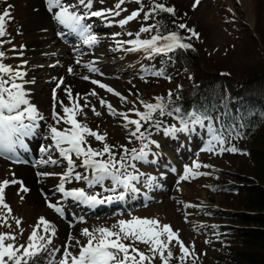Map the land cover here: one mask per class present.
<instances>
[{
	"label": "rangeland",
	"instance_id": "374dc122",
	"mask_svg": "<svg viewBox=\"0 0 264 264\" xmlns=\"http://www.w3.org/2000/svg\"><path fill=\"white\" fill-rule=\"evenodd\" d=\"M28 1L30 2V0H0V13H3L5 9L10 13V18H6L5 22V35L0 37V51L5 52V56L0 58V62L12 65L14 72L19 71L22 73V76L14 77L15 83L22 84V86L25 84L23 89L26 93V99L29 98V103L34 105L37 112L44 117L43 120L38 121L39 128L36 129L35 133L38 135L39 142L52 143L50 138H48V125L55 124L53 120L54 105L55 111L61 115H64L61 101L66 106H73L64 89L66 84H72L69 83L72 79L85 82L83 77L85 75L91 76V81L99 80L103 84L110 85L116 92L127 97V101L134 102V104L122 102L119 96L93 83L89 88L88 94L80 96L79 104L83 105L88 102L90 106L84 108L83 113H78L77 120L87 124L89 128L98 131L100 134H107L104 141H97L94 137L86 134L87 144L84 146L91 145L94 149H102L104 143H107L112 146V151L116 155L123 151L122 145L127 144L129 149L133 148L131 141L136 140V138L131 137V132L134 131L135 126L129 124L128 127H125L124 125L127 124V121L118 114H111L106 105L100 104V99L111 103L117 113H123L128 112V109L133 106L136 107V103L143 100L142 98L139 99L140 95L146 94L145 98L149 100V103H155L156 97L167 96L169 91L174 96V92L180 86L189 83L188 76L183 77L177 71H168L166 74L159 76L153 75V72H159L161 71L160 69L164 68L160 59L155 58V55L149 57L142 49L126 51L127 48L132 47L131 45L121 47L117 44L118 40L135 39V34L139 32L143 24H152V20H143V13H141L140 18L134 19L124 26L115 23V21L123 19L129 12H121L119 17L108 16L107 20L102 17H88L84 23L92 26L93 33L98 37V43L87 45L82 42L83 37L68 27V33L62 31L61 37L59 35L58 37L60 38L57 39V27L62 25L56 22L54 13L59 11V9H53L48 16L52 22L55 21L52 31L51 28L45 27V24L40 23L36 18L33 19L32 8ZM176 1L194 4V0ZM45 2L43 0L47 8V1ZM117 2L118 0H93L91 10L114 9ZM247 2L248 4L243 0H200L197 7L193 8L191 6L190 19L193 21V28H196L195 31L199 33V38L197 39L201 43L198 52L206 66L214 67L216 60L222 63L232 60L236 61L232 55L240 53L242 47L247 44L248 32L254 30L258 16L262 15L264 18V1L247 0ZM62 3L65 5L75 4L76 0H62ZM138 7V5L130 1L122 5V8L129 11ZM80 11L83 12L84 9L81 8ZM109 21L112 23H109ZM240 21L246 24L241 26ZM39 26L43 27L35 33L36 27ZM69 31L71 32L70 35ZM115 33H120V35L114 36ZM128 33L133 35L129 36ZM154 33H157L154 29L152 32L140 33V38L149 39V35H155ZM64 38H66L64 42L68 47L61 46L58 41ZM94 53H98L99 58L107 63L108 66L104 67V65L98 64L96 66L101 67L97 68L94 65L93 67L99 69V71H90L88 67L90 63L87 61L92 59ZM21 59L24 62L27 61V63L18 65ZM35 59L40 61L37 66V73L40 74V76L36 75L37 81L36 79H29V71L27 69ZM59 60H62L60 64L58 63ZM77 60L80 61L79 64ZM69 67L72 68V72L68 71ZM6 75L12 76L11 73H0V76L5 79H7ZM60 78L62 79L57 82L56 79ZM39 79L43 82L41 87H36L38 90L40 89V94L35 97L32 95L30 86H38ZM43 85L48 87L47 91L49 94L47 98L45 91H43L45 88ZM51 86H53L52 91L50 89ZM7 87H11V84L7 85ZM58 88L62 90V96L53 94ZM93 90H95L97 95H90ZM77 93L76 90L72 91L74 99ZM147 100L145 99V101ZM91 105L95 106L96 111L100 115L97 116L93 113ZM128 115L132 119H137L132 112H128ZM27 122L25 120V123ZM56 126L61 130L71 127V125L65 124L63 121ZM172 127L173 125L170 124L166 129ZM174 127L179 129L182 125ZM188 128V131H176L170 134H166L165 130L160 131L159 135L152 139L156 143L152 144L153 148L149 151L150 161H128L130 164H135V170L127 168V172L142 174L138 181L132 182L138 191L125 192L123 201L129 200L133 196L130 199L133 201L131 206L124 208L120 205L121 200L113 199L114 203L110 207H108L109 203L105 202L96 206L87 204V207L82 204L77 209L78 204L74 205V199L70 197L64 198L63 194L57 191L61 177L59 175H51L49 177L50 175H48L49 179L54 180H52L53 185L49 190L46 187H42L41 191L36 189L35 195L40 198V201L35 199L34 191L32 193L31 188L27 187L24 182L23 186L29 189L27 192L21 191L19 183L10 184L7 187V189H10L8 190L9 192L5 190V193L7 192L5 202L11 208V212L9 213L7 209L0 206V232L13 233L16 235L14 243L17 246H26L29 243L28 237L40 217H45L48 221H50V213L54 215V219L56 217H64L62 214L57 213L54 208L49 207V202L55 203L60 207H64L66 203L72 219L70 220L71 227L67 230L68 233L66 232L60 238L56 229L55 235H52L51 232L44 233L41 228L39 234L50 237L51 243L41 242L46 244V250L42 251L36 258L35 264H49V261H52L53 264H59L61 257H58V252L54 250L60 249V253L63 254L66 245H75L77 240L81 244H85L88 238L82 235V229L84 228H89L90 230L99 226L111 228L119 220H128L133 216L156 218L161 224H168L174 231L178 230L180 240L193 253L192 259H197L192 263L187 261V264H217L215 260L216 252L212 247L215 220L203 216L202 208H206L204 203L218 206L223 197L216 195L215 201L211 202L205 184L208 182L209 175L214 174L216 169L229 168L233 164L240 165L243 163L244 158L228 156V154L224 155V151H220V146L207 131L205 121L202 120V124H192L190 118L188 120ZM32 137L34 138L32 139ZM34 139L35 135L24 138L27 146L26 150H28L29 145L35 143L31 148L33 152H30V155L33 156L29 159L31 166L29 164L28 166L33 167L38 174L41 173L39 170L42 171L43 169L51 172H55L56 169L55 173L66 171L67 162L59 157L58 150H52L51 154L54 159L61 160L60 164H40L38 159H46L47 154L40 152V147ZM209 142L212 145L211 151L207 150ZM25 155L27 156L29 153L23 154V156ZM18 156H22L19 147H17L15 154L10 153L9 157L0 158V180L15 179L16 174L19 175L21 170H19L18 165L23 163L15 162ZM73 158L77 159L74 154ZM98 158L107 159L108 157L105 154L103 157ZM194 161L199 162L201 165L200 168L194 169V171L207 174L190 176L186 180L180 179L184 175L185 166L191 167ZM77 163L79 164L80 161L77 160ZM204 165H209L210 167H204ZM173 169L175 170L173 171ZM75 171L89 177L92 175L91 169H85L84 167L78 166ZM151 177L155 178L154 182L149 179ZM65 186L67 190L84 188L89 195H98L100 199L115 196L119 192L124 191L122 187L117 188L116 193L107 191V189L113 187L111 178L106 179L102 185L98 184L91 188L86 181L75 179L67 181ZM5 215L8 217L6 225L3 221ZM17 219L21 222L19 225L16 224ZM116 230L118 231V229ZM69 235L74 237V239L69 240ZM124 242L129 243V241ZM135 247L140 251H144L148 256H152L149 251V245L136 242ZM170 248L173 252L171 262L179 261L178 257L181 253L175 240L171 243ZM68 250L72 251L73 254L78 253V248L75 246L69 247ZM144 264H149V262L145 261ZM153 264H162L158 255L154 259Z\"/></svg>",
	"mask_w": 264,
	"mask_h": 264
},
{
	"label": "snow or ice",
	"instance_id": "6c2138e0",
	"mask_svg": "<svg viewBox=\"0 0 264 264\" xmlns=\"http://www.w3.org/2000/svg\"><path fill=\"white\" fill-rule=\"evenodd\" d=\"M129 0H118L114 9H104V10H91L93 7V0H76L75 4L65 5L62 0H47V10L52 12L53 9H59L54 13V19L58 21L59 24L65 25L70 28L73 32L78 33L83 37V43L87 45H95L98 43V37L93 33L92 26L90 24L84 23L88 17H102L107 20L108 16L119 17L121 12H129L123 19L115 21L121 26L127 25L130 21L138 19L143 13V20H150L154 14L159 12H166L175 14V8L171 6H166L164 3L157 2V0H151L148 10H144L143 0H130L131 3L139 5L138 8L129 11L128 9L122 8V5ZM200 0H194L193 8L197 7ZM11 7V6H9ZM83 8L84 11L81 12L80 9ZM71 9V10H70ZM6 18H10V13L7 9L0 13V37L5 35V22ZM109 23H112L109 21ZM157 28L155 24H143L140 27L139 32L135 34V39L128 40H118L117 44L121 47L124 45H131L132 47L127 48L126 51H138L143 50L148 54L149 57L153 55L165 54L175 51L176 49H192L193 45L191 43H184L183 40L186 39L178 34V32L171 31L167 35H161L157 32L152 35L149 39H141L140 33L152 32L153 29ZM179 29H185L191 35L187 39L192 37L199 38V33L194 29L189 28L185 23H180L178 25ZM120 33H115L114 36H119ZM132 36V33H128ZM5 56L4 51H0V58ZM79 64L80 61L77 60ZM90 71H99V69L92 66L90 63L88 65ZM69 72H72V68L69 67ZM0 73L12 74V77L5 79L0 76V154L5 152L15 154L17 147L21 149H26V144L24 138L34 135L36 129L39 128V120H43L44 117L41 116L34 105L30 104L28 99L25 97V92L20 84L15 83L14 77L22 76L19 71L13 70L12 65L4 64L0 62ZM153 75H163V70L159 72H153ZM83 79L89 80L88 76H84ZM93 84H98L101 88L106 89L108 92L114 93L119 96L122 102L127 101V97L121 95V93L116 92L110 86L101 83L99 80H92ZM11 84V87L7 85ZM69 101H72L73 106L69 107L63 104L61 101V106L63 107L64 115L55 111V105L53 107V120L55 124H49V134L48 138L52 141L51 144L40 147L41 153H46L47 158L41 159L40 164H60V159H54L51 152L52 150H58L59 157L63 158L66 163V171L62 173L55 172H42L38 175H59L61 177L60 183L57 187V191L62 193L64 198H73L76 201H81L85 204L95 205L102 204L105 202H111L113 199L123 200L125 199V192H136L135 185L133 181H138L142 174L132 172H127V168H132L135 170V164H130L128 161H141L146 160L150 151L149 144H155L156 141L149 140L148 143H144L147 139L146 133L141 131L143 127L142 122L153 121L154 113H159V115H164L167 108V104L164 103V97H156L155 103H149L141 100L140 104L143 105L144 111H140L138 108L133 106L128 109V112L135 113L138 117L137 119H132L128 115V112L117 113L116 109L113 108L112 104L104 99H100L101 105H106L108 111L113 115H120L123 117L128 127L129 124L134 125L135 129L131 132V137L136 138L141 141V146L139 148H123V153L117 159L116 154L112 151V146L104 143L102 149H94L91 145L85 147L87 140L85 135H90L94 137L97 141H104L106 138V133L100 134L98 131H94L87 126V124L81 123L77 120L78 113H83V109L89 107V103L80 105L79 99L80 94H76V98H73L72 90L66 89ZM90 95H97L95 90H93ZM172 93L169 91L168 100L171 101ZM22 106H26L23 107ZM91 110L95 115H100L94 105H91ZM172 111L179 113L180 108L177 107ZM172 111L168 114L171 115ZM191 118L192 124H202L203 119L208 117L203 116L198 113H188ZM25 120L28 122L25 123ZM63 121L65 124L71 125L70 128H65L61 130L56 125ZM180 122L182 127L177 129L174 126L169 129H165L166 134L174 133L176 131H188V121L183 117H180ZM155 125L159 128V122L155 121ZM209 130L212 131L211 126ZM213 139L218 141L220 145V151H239L235 146L225 148L224 144L227 142L224 135H217L213 133ZM159 147V145H157ZM209 151L212 150L211 142H209ZM73 154L77 159L73 158ZM107 154V159H97V157H103ZM77 160L80 163H77ZM84 167L85 169H91L92 175H84L80 172H76L77 167ZM199 162L194 161L191 167L185 166L184 175L180 177L182 180L188 179L190 176L206 175L207 173H200L194 171V169L200 168ZM204 167H210L209 165H204ZM124 170V171H122ZM175 169H173L174 171ZM111 178L113 182V187L107 189V191L116 193L117 188L122 187L125 191L119 192L118 195L104 197L99 199L98 195H89L84 188H71L70 190L65 189V183L72 179L86 181L88 186L91 188L95 185H102L103 182ZM151 181H155L154 177L149 178ZM21 185V191L27 192L28 188L23 186L22 181H17L15 179H2L0 180V206L11 212V208L5 202V190L10 184ZM23 198V197H22ZM49 207L55 209L57 213L63 215L64 209L57 204L49 202ZM7 215L3 217L5 225L7 224ZM20 220H16V224L19 225ZM42 228L44 233L51 232L55 235V228L51 225L45 217H40L38 223L34 226L28 237L29 243L25 245L17 246L14 242L16 241V235L11 232H0V264H35L36 258L40 255L42 251L46 250V244L41 243L46 241L48 244L51 243V239L48 236L40 235L39 230ZM118 229V231L116 230ZM82 235L87 237V242L81 244L80 241H76L75 245H66L63 250L62 257L59 260V264H144L148 261L149 264H153L156 256H159L162 264H170V260L173 257V252L171 251L170 245L175 240L179 245V250L181 255L178 257L180 264H184L185 260L191 255L190 250L185 246L184 242L180 240L178 230L174 231L172 227L168 224H161V222L156 218H141L133 216L131 219L125 220L121 219L116 225L111 228L106 226H99L94 229L84 228L82 229ZM74 237L69 235V240H73ZM124 241H129L125 243ZM136 242H142L149 245V251L152 256H148L144 251H140L135 247ZM77 247L78 253L73 254L68 250L69 247ZM54 251L59 252L60 249H55ZM49 264H53L49 261Z\"/></svg>",
	"mask_w": 264,
	"mask_h": 264
},
{
	"label": "trees",
	"instance_id": "16d2710c",
	"mask_svg": "<svg viewBox=\"0 0 264 264\" xmlns=\"http://www.w3.org/2000/svg\"><path fill=\"white\" fill-rule=\"evenodd\" d=\"M143 2L147 11L151 0ZM157 2L174 7L175 14H154L150 19L157 25L154 30L163 35L178 32L186 38L183 42L191 43L193 48L155 55L164 66L160 69L163 74L177 71L183 77L188 76L189 83L180 86L171 101L168 95L164 96V103L168 105L164 115L157 112L153 114V121L142 122L141 131L147 137L144 143L170 124L181 123L180 117L188 120V113L208 117L203 120L209 122L212 134L226 137L224 147L235 146L239 150L224 151V155L244 158L240 165L216 169L205 184L211 202L216 195L223 197L218 206L204 203L208 209L202 208L203 216L215 220L212 240L215 260L217 264H264V18L258 16L254 30L248 32L247 44L240 53L232 55L236 61L216 60L214 67H208L198 52L201 45L198 39H187L191 34L178 28L180 23H185L194 29L190 19L193 5L176 0ZM245 24L240 21L241 26ZM145 97L143 94L139 99L145 101ZM177 107L179 113L172 111ZM136 108L145 110L140 102L136 103ZM155 121L159 122V128ZM131 145L140 147L141 141L136 139ZM196 260L188 257L184 264ZM170 264H180V261L170 260Z\"/></svg>",
	"mask_w": 264,
	"mask_h": 264
},
{
	"label": "bare ground",
	"instance_id": "6f19581e",
	"mask_svg": "<svg viewBox=\"0 0 264 264\" xmlns=\"http://www.w3.org/2000/svg\"><path fill=\"white\" fill-rule=\"evenodd\" d=\"M243 1L246 4H248L247 0H243ZM29 4L31 5V8H32V17H34L33 19L36 18L37 20H39L40 23L45 24V27H49L53 31V28L55 26V23H54L55 21L52 22V20L48 17L49 16V12H48L46 6L43 3V0H30ZM42 27L43 26L36 27L37 29H35L34 32L37 33L38 32L37 30H39ZM51 40H52V38H51ZM39 62H40L39 60L35 59L29 65V67L27 68L28 71H29L28 72L29 79H36V81H37L36 75L40 76V74L37 73V71H38L37 66H38ZM61 62H62V60H59L58 61L59 64ZM87 62L88 63H92V66H94V65L96 66L98 64L104 65V67L108 66L107 63H105L104 61H102L99 58V54L98 53H94L92 59L88 60ZM96 67L97 68H100L101 66H96ZM88 77H89V80H85V82H83L81 80H78V79L77 80L76 79H72V81L69 82V83H72V84H66L65 85V88H64L65 91H66V89H69L70 88L72 91L76 90L80 94V96H82V95L84 96L85 94H88V92L90 90L89 89L90 86L93 85L92 82H91V76H88ZM39 80L40 81L37 84L38 86H36V85L30 86V90H32V95L35 96V97L37 96V94L38 95L40 94L39 93L40 92V89L38 90V88L41 87L42 82H43L41 79H39ZM109 83H111V82H109ZM43 86H45V88L43 89V91H45V95H46V98H47V96L49 94L48 91H47L48 90V87L46 85H43ZM36 87H38V88H36ZM53 94H55L56 96H62L63 95V92H62V90H60L58 88V89H56V91ZM34 144L28 146V151L31 152V153L33 152L31 150V148L34 146ZM29 152L26 151L23 154H26V153H29ZM38 152H39V150H38ZM29 156H30V153L27 156L26 155L25 156H22V160H21L22 162H20V163H23V164L18 165V168L21 171H19V175L16 174V178L15 179L24 182L27 187L31 188L32 193L34 191L33 194L35 196V199L38 200V201H40V198H38L35 195L36 189H39V191H41L42 187H46L49 190L51 188V186L53 185L52 182L54 180L53 179H49L48 178V175L47 176H44V177L38 175V173L33 168L29 167L28 166V164H29ZM56 171L57 170L55 169V172ZM39 172H41V173L42 172H50L51 173L50 170H44V169L42 171L39 170ZM41 177H42V179H41ZM49 177H51V175ZM55 183H56V180H55ZM9 189L10 188H8V189L6 188V191H8ZM66 190H67V188H66ZM98 198L100 199V197H98ZM62 208L64 209V213H63V216L64 217L63 218L62 217L61 218L60 217H56L54 219V215L50 213V216L52 217V218L50 217V223L55 227V229L58 232V236L60 238H62L64 236V234L67 232V230L69 229V227H71L70 220H72L71 219V213L68 211V206L66 205V203L64 204V207H62ZM57 256L58 257H62V253H60V251H59Z\"/></svg>",
	"mask_w": 264,
	"mask_h": 264
}]
</instances>
